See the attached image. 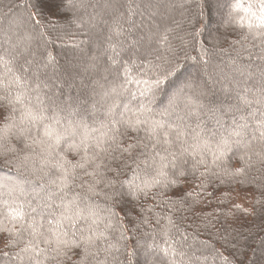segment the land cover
I'll return each instance as SVG.
<instances>
[{"label": "snow or ice", "instance_id": "snow-or-ice-1", "mask_svg": "<svg viewBox=\"0 0 264 264\" xmlns=\"http://www.w3.org/2000/svg\"><path fill=\"white\" fill-rule=\"evenodd\" d=\"M226 3L230 9L227 13L228 24L246 28L247 33L231 42L232 45L239 43L238 48L232 49L235 56L229 57V63L234 67L227 74L221 70L219 76L210 75L209 79L212 87L220 85V91L224 94L234 92L236 99L245 108L251 109L248 116L252 118L251 125L247 117H241L243 123H237L234 119L235 127L226 129L227 135L219 130L223 127L219 119H215L213 126L200 119L202 112L211 113L215 118V113L221 110L218 106L219 97L209 87L208 81L193 78L179 84L174 82L179 79L175 72L179 65L178 62L173 63L177 60V49L166 34L173 31L170 28L160 38L164 54H157L155 57L162 63L148 60L140 68V72L151 75L149 79L138 78L135 81L144 85L139 91L136 111L133 112L128 104H124L123 107L131 115L121 112L120 118H116L115 110L120 107L117 103L119 97L127 93L131 100L138 99L137 94L127 88L134 81L127 78L129 69L126 65L136 62L133 57L141 59L138 51L134 50L129 60L120 65L124 68L125 78L117 83L121 80L120 67L114 68L113 65L117 64L119 53L126 50L124 40L120 39L125 37V29L121 23L123 5L120 0H97L96 3L91 0H34L31 8L36 11L28 13V29L21 32L18 30L19 24L16 29L10 26L0 40V92L4 93L0 95V121L4 122L9 131L11 128L19 129L24 146L19 150L10 147L8 151L25 154L17 168L30 171L35 179L40 180V192L44 195L41 196L34 189L33 199L36 203L21 199L29 195L25 188V184L32 183L29 179L15 185L0 184V205L9 210L4 218L13 224V228L0 227V233L7 236L5 247H16L19 240L25 239V235L30 237L25 246L14 255L5 252L0 259L6 260L7 264H16L17 261L24 264L25 259L27 264H47L49 261L64 264L65 260L71 258L69 253L79 249L80 264H108L109 258L112 264H122L113 254L114 251H120L118 241L113 243L108 232L120 230L119 239H126L122 221L127 219L136 225L133 214L139 215L145 211L143 205H137V200L141 196L146 199L148 190L161 183L157 177L164 178L166 187L168 184H177V177L187 179L190 174L194 175L198 167L204 165L205 171L201 176L206 179L218 178L220 173L213 171V168L221 167L223 155L233 148L252 151L254 142L261 145V151L253 154L264 162V0H253L247 6V24L242 19H237L241 6L233 3V0H226ZM89 7L93 9L91 13H87ZM172 7L192 11L199 10L202 6L200 0H175ZM81 9L87 13L86 17L80 14ZM97 10L112 17L109 34L104 37L108 43V48L104 51L111 49L116 55L109 56L105 65L99 63V55L89 56L85 62L84 49L73 44L72 47L81 52V58L75 63L69 61L67 65H60L49 46L54 45L55 40H61L62 36L73 34V25L76 28L87 26L91 32L98 19L102 18ZM128 10L131 12V5ZM181 15H186V12L182 11ZM195 15L198 18L201 11H196ZM61 20L65 21L63 27L59 23ZM174 23L177 27L182 26L178 21ZM221 23H224L223 18ZM49 30L56 33L55 40L49 35ZM199 35L202 33L192 34L191 42L184 41L182 36L178 38L182 45L190 44L193 49L200 45L199 52L203 57L210 59L214 53L219 54L218 45L223 42V34L219 30L216 36L209 33L211 39L204 44H201ZM248 35L255 42L249 41ZM97 38L90 34L89 40L82 43L95 44ZM139 43L140 41L136 42L137 45ZM156 51L159 53L160 49L157 48ZM181 51L185 52L186 58L195 59L187 57L183 46ZM145 53L151 54V39ZM141 63L143 64V59ZM88 73L102 74L101 78L112 86L105 88L100 79H94L91 84L95 87L89 92V85L84 83ZM108 75L113 76L112 81H108ZM77 81L79 93L76 96L66 93L65 85L71 89L77 86ZM162 85L166 87L162 88ZM97 88L102 91H97ZM172 88L175 91H171ZM162 91L167 103L156 109L153 105ZM109 99H112L110 104L107 102ZM101 109H104V120L98 115ZM228 110L241 111V108L229 106ZM192 117L196 118L194 125L188 122ZM17 120L19 123H16ZM96 124L99 127H93ZM141 131L145 133L143 138L139 136ZM131 133H135V136L130 135ZM189 137L196 142L195 145L188 143ZM125 141L131 142L125 146ZM177 143L180 150L170 151L172 145ZM201 143L212 152L214 159L211 166L203 158H195L196 145ZM213 144L220 150V154L212 150ZM37 148L39 152H36ZM28 152L40 157L41 167L28 168ZM67 152L74 153L79 159L73 163L66 158ZM185 154L195 161L191 173L184 168L188 164ZM240 160L245 161V156H240ZM113 161H122L123 169L133 164V171L139 170L151 179H142L141 184L129 181L125 190V182L109 179L105 175L106 172L114 171L110 166ZM245 164L250 166L247 161ZM141 165L144 167L141 168ZM169 168L173 170V179H168L169 173L166 170ZM221 170L228 174V169ZM239 171L241 170L233 175L239 174ZM152 173L155 175L152 176ZM84 177L91 179L85 181ZM99 185H103V188L97 191ZM207 186V183L200 185L202 189ZM185 192L187 193L186 189ZM96 196H102L106 201L103 208L92 201L91 197ZM117 208L119 212L116 211ZM168 219L169 224L176 227L171 218ZM140 223L148 224L147 216ZM101 224H104L103 228L100 227ZM156 224H160L159 217ZM164 235L168 236V230L164 231ZM14 237L18 238L15 243ZM170 248L172 259L168 258V250H163L165 264H180L175 257L186 254L171 245ZM21 253L28 255L25 258Z\"/></svg>", "mask_w": 264, "mask_h": 264}, {"label": "trees", "instance_id": "trees-1", "mask_svg": "<svg viewBox=\"0 0 264 264\" xmlns=\"http://www.w3.org/2000/svg\"><path fill=\"white\" fill-rule=\"evenodd\" d=\"M33 2L34 0H0V40L4 38V33L9 31L10 26L16 29L17 24H19L20 28L18 30L21 32L28 29V13L30 11L35 13L36 11V9L31 8ZM91 2L96 3L97 0H91ZM120 2L123 5L121 8L123 14L121 23L125 29V37L120 39L124 40L126 50L119 53L117 64L113 67H120L123 62H127L134 50L138 51L140 58L143 59V64L141 59L133 57L136 62L126 65L129 69L127 78L134 81L128 84L127 88L131 92H135L138 99L131 100L127 93L119 97L117 103L120 107L115 110L116 118H120L119 113L121 112L127 113V109L123 107L124 104H128L133 112L136 111L139 91L144 85L135 83V81L138 78L141 80L149 79L151 75V73L146 75L140 72V68L144 67L148 60H152L154 63H162L157 61L155 57L157 54H164L160 38L165 34L166 29L170 28L173 31L166 34L177 49V60L173 63L178 62L179 65L175 68L179 79L174 82L179 84L193 78L207 80L209 87L219 97L218 106L221 110L215 113V118L211 113L202 112L200 119L208 122L210 126L215 124V119H219L223 125L219 130L224 132L225 135H227L226 129L230 130L235 127L233 124L234 119L237 123H243L241 117H247L249 124H252V118L248 116L251 109L245 108L236 99L234 92L224 94L220 91V85L212 87V82L209 79L210 75L219 76L221 70L224 74H227L230 68L234 67L230 65L229 57L235 56L232 49L234 47L238 48L239 43L232 45L231 42L237 40L238 36L247 33L246 28L228 24L227 13L230 9L227 7L226 0H223L219 7L214 0H200L201 9L192 11L172 7L175 0H147V5H144L142 0H120ZM233 3L241 6L238 15L236 13L234 15H237V19H242L247 24V6L253 3V0H233ZM149 4H151V7H149ZM129 5H131V12L128 10ZM166 5L170 7H166ZM160 9L163 13L156 12ZM92 11L91 7L87 9V13ZM97 11L102 18L98 19L91 32L87 26L81 25L80 28H76L73 25V34L62 36L61 40H55L56 33L49 30V35L55 40V44L50 45L49 50L54 52L60 65H67L69 61L75 63L77 59L81 58V52L79 49L72 47L73 44L84 49L83 59L85 62L88 61L89 56L99 55V63L105 65L108 63L109 56L116 55L111 49L107 52L104 51L105 48H108V43L104 37L109 34L112 17L103 14L102 10ZM182 11L186 12V15L182 16ZM196 11H201L198 18L195 15ZM87 13L81 9V15L86 17ZM211 17L213 20H211ZM222 18L224 19L223 24L221 23ZM174 21L180 22L182 26L177 27ZM59 23L63 27L65 21L61 20ZM217 30L220 34H223V42L218 45L219 54L214 53L210 59L203 57L199 52L200 45L193 49L190 44L182 45L181 40L178 38L182 36L184 41L191 42L192 34L202 33V35H199V40L201 44H204L211 39L209 33H211V36H216ZM90 34L98 37L96 43H82V41L89 40ZM149 39H151L150 55L145 53V49L149 47ZM248 40L252 41L251 35H248ZM137 41H140L139 45L136 44ZM182 46L187 52V57H195V59L186 58L185 52L181 51ZM157 48L160 49L159 53L156 51ZM205 61H208V63L205 64ZM120 72L121 80L117 83L122 82L125 78L123 67H120ZM101 75L86 74L84 83L89 85V92H91L92 87H95L91 84V80L94 79H100L105 88L112 86L104 81ZM112 80L113 76L108 75V81ZM76 84L77 86L71 89L65 85V92L76 96L80 91L79 81ZM165 87L166 85H162V88ZM97 91L102 90L97 88ZM171 91H175V88H172ZM3 94V92H0V95ZM96 99H99V97H96ZM129 101L131 102L129 103ZM107 102L112 103V99ZM166 103L167 98L162 91L157 95L153 107L160 109ZM229 106H239L241 111H229ZM254 107L256 106L254 105ZM127 114L131 115V113ZM98 115L101 120H104V109H101ZM188 122L194 125L196 118L192 117ZM16 123H19V120ZM93 127H99V125L96 124ZM101 131H106V129H101ZM94 135H99V133H94ZM130 135L135 136V133ZM139 136L143 138L145 133L141 131ZM232 139H236V137H232ZM130 142L125 141V146ZM188 143L195 145L196 142L189 137ZM23 146V138L19 136V129L11 128L9 131L5 128L4 122L0 121V184L15 185L25 179L31 180V184H25L29 195L21 199L32 200L33 203H36V200L33 199V190L40 192L41 181L35 179L30 171L17 168L20 161L24 159V153L8 151L10 147L19 150ZM196 148L197 152L194 154L196 160L203 158L211 166L214 159L212 152L205 149L203 143L196 145ZM169 150L179 151L180 145L178 143L174 144ZM191 150L189 149V151ZM212 150L220 154V150L216 148L215 144L212 145ZM255 151H261V145L256 142L252 144V151L233 148L231 151L226 152L220 162L221 167L213 168V171L220 173L218 178L208 177L206 179L201 176V173L205 171L204 165H200L194 175L190 174L187 179L177 177L179 181L177 184H168L166 187L164 186L166 183L164 178L157 177L161 183L148 190L149 195L146 199L141 196L137 200V205H143L145 211L139 215L133 214L136 225L134 226L127 219L122 221L126 239H119L120 230H109L108 234L112 242L117 243L118 241L117 247L120 249L119 252L114 251L113 254L119 258L122 264H165L163 250H168V258L172 259L171 245V247H175L186 254L183 257H175L180 261V264H264V162H261L260 158L253 154ZM36 152H39V148L36 149ZM27 155L29 169L33 166L37 168L42 166V161L38 155L32 152H28ZM240 156H245V161L250 166H246L245 161L240 160ZM249 156H251L250 160L248 159ZM66 158L73 163L79 159L72 152H67ZM185 158L188 160V164L184 168L191 173V167L195 161L187 154H185ZM125 159H127V156H125ZM121 165L122 161L111 162L110 166L114 171L106 172L105 175L109 179L125 182V190L128 188L129 181L141 184L142 179H151V177H145L143 172H139V170L133 171L135 168L133 164H130L127 169H123ZM143 167L141 165V168ZM223 168L228 169V174L221 170ZM238 170H241L239 174L233 175ZM52 171L55 173V169ZM166 171L169 173L168 179H173V170L169 168ZM154 175L155 173H152V176ZM90 179L84 177L85 181ZM221 180H223V184H221ZM79 182L77 181V183ZM202 183H207V188L202 189L200 187ZM102 188L103 185H99L97 191ZM185 189L190 195L185 192ZM77 191H80V189H77ZM207 193H212V195H207ZM40 195L42 196L44 193L40 192ZM91 199L99 204L101 208L106 204L102 196L91 197ZM237 200H240L241 203ZM243 200L245 201L244 204ZM173 201L175 203H172ZM8 211L3 205H0V227L13 228V224L4 218V214ZM116 211L119 212V209L117 208ZM144 216H147L148 224L140 223ZM157 217L160 219L159 225L156 224ZM169 217L176 227L169 224ZM100 227L103 228L104 224H101ZM165 230H168L167 237L164 235ZM6 239L7 236L0 233V257L5 252L14 255L20 248L25 246L27 239H30V237L25 235V239L19 240L17 246L11 248L5 247L4 241ZM17 239L14 237L13 242L15 243ZM79 252V249L72 250L69 253L71 258L65 260L64 264H80ZM21 255L26 258L28 254L21 253ZM0 264H7V261L0 259ZM16 264H20V262L17 261ZM24 264H27L26 259ZM47 264H56V262L49 261ZM108 264H112L111 258H109Z\"/></svg>", "mask_w": 264, "mask_h": 264}, {"label": "rangeland", "instance_id": "rangeland-1", "mask_svg": "<svg viewBox=\"0 0 264 264\" xmlns=\"http://www.w3.org/2000/svg\"><path fill=\"white\" fill-rule=\"evenodd\" d=\"M143 1V4L144 5H147V0H142ZM151 1V0H150ZM215 1V3H217L218 5V7L223 3V0H214ZM166 7H170L169 5H166ZM220 11V9L218 10V12ZM156 12H160V13H163L162 12V9H160V10H158V11H156ZM208 20H210V19H208ZM211 20H213L212 19V17H211ZM185 79V78H184ZM238 202H240L241 203V201L240 200H237ZM244 201V200H243ZM245 203V201L243 202V204Z\"/></svg>", "mask_w": 264, "mask_h": 264}]
</instances>
